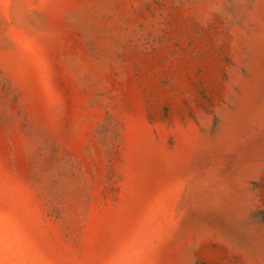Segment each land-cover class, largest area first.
Masks as SVG:
<instances>
[{"label":"rangeland","instance_id":"rangeland-1","mask_svg":"<svg viewBox=\"0 0 264 264\" xmlns=\"http://www.w3.org/2000/svg\"><path fill=\"white\" fill-rule=\"evenodd\" d=\"M0 264H264V0H0Z\"/></svg>","mask_w":264,"mask_h":264}]
</instances>
